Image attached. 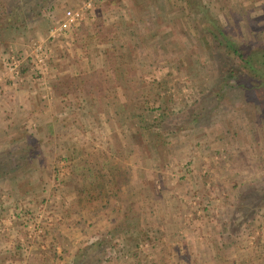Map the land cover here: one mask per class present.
<instances>
[{
    "label": "rangeland",
    "instance_id": "1",
    "mask_svg": "<svg viewBox=\"0 0 264 264\" xmlns=\"http://www.w3.org/2000/svg\"><path fill=\"white\" fill-rule=\"evenodd\" d=\"M7 1L0 21L20 17L1 23L0 67L14 55L22 72L7 85L28 76L50 99L0 141V240L15 261L264 264V105L231 87L213 97L219 57L207 32L262 47L264 0H91L55 39L64 10L86 0ZM32 42L49 51L43 73ZM88 162L125 168L113 203L86 204V188L68 202L75 164Z\"/></svg>",
    "mask_w": 264,
    "mask_h": 264
},
{
    "label": "crops",
    "instance_id": "2",
    "mask_svg": "<svg viewBox=\"0 0 264 264\" xmlns=\"http://www.w3.org/2000/svg\"><path fill=\"white\" fill-rule=\"evenodd\" d=\"M24 78L25 81L22 82L21 87L14 89L11 86L7 85V81L9 82V79L7 78L6 81L5 71L0 67V141L10 142L16 140L18 137L15 136L16 132H14V125L24 123L27 119L28 121H30L32 117L31 115L35 112L37 113L38 111H40V108H43L46 105L45 103H48L50 101L49 98L47 99L46 95L43 98L42 94L46 93L44 89L39 87L36 82L30 80L28 76H24ZM12 131L14 132V134H12ZM49 135V138L52 139L53 136L51 134ZM46 137L44 136L43 138ZM115 153L119 152L115 151ZM87 157H91L92 159L93 157H95V155L93 152H90L87 154ZM118 165V162L117 166H108V164L106 163L104 165H101V167L94 166L93 164H90V162H88V165L85 166L75 164V178H72V182L70 185L73 190H71L72 192L70 191L71 193L69 192L68 194V202H71V199L80 192L79 190H81L82 188H86L84 195L86 204H94L95 198L104 199L109 195L110 201L113 203V199L111 198H119L122 193L120 192L121 181L126 175L125 168H123L122 166L121 168L123 169H119ZM111 194L113 195L112 197ZM2 203L5 204L6 202ZM3 215L5 214L0 213V219L4 217ZM15 235L17 236L16 233H13L11 231V236ZM4 240H6L7 242H5ZM8 243L9 242L7 236L5 237V239L0 240V248L6 247L4 248L5 250L0 249V259H3L5 257L10 258V260H13L14 264H18V262L15 261V258H19V254L16 249L10 246ZM7 253L9 254V256H7ZM35 256L36 255L34 251L32 252V256L29 257V263L35 260Z\"/></svg>",
    "mask_w": 264,
    "mask_h": 264
},
{
    "label": "trees",
    "instance_id": "3",
    "mask_svg": "<svg viewBox=\"0 0 264 264\" xmlns=\"http://www.w3.org/2000/svg\"><path fill=\"white\" fill-rule=\"evenodd\" d=\"M16 2V0H8L6 2L8 7L6 8H14V4L18 5ZM38 4L39 1L35 3V7L32 9V11H35L36 15L35 13H31L30 16L35 15L39 17L42 15L43 11L37 7ZM19 13L20 12L14 11L11 17L12 20H9V16L4 17L5 20L3 18L2 20L4 21H0V27L4 25L3 28H7L8 24L12 25L14 22L19 21ZM207 30L211 37L215 55L219 57V64H216L218 71L216 84H219V86H215L213 97H215V99L222 98L225 95V88L231 87L236 90L238 94L247 97L250 96L253 101H260L264 105V45L254 51L243 49L238 43L230 40L229 37H227L228 35L226 36V33L221 29H218L217 32H213L209 28ZM7 155L9 156V154ZM240 155V153H237V156ZM15 158L16 166L20 165L23 161V155L16 156ZM263 198L264 194L260 199L262 200ZM256 205L257 204H255V206ZM216 253H219V250H217ZM235 261H238V259L233 260L232 264H236Z\"/></svg>",
    "mask_w": 264,
    "mask_h": 264
},
{
    "label": "built area",
    "instance_id": "4",
    "mask_svg": "<svg viewBox=\"0 0 264 264\" xmlns=\"http://www.w3.org/2000/svg\"><path fill=\"white\" fill-rule=\"evenodd\" d=\"M92 1L86 0L80 6L75 8H67L63 12L62 19L58 24L51 28L49 36L52 39L58 38L61 34H64L66 31L70 30L72 27L78 25L85 17L86 13L92 9ZM32 56L31 62L33 64L32 69L37 70L38 73H43L47 67V61L49 58L48 50L44 44L40 42H32L31 45ZM3 65L5 68L6 77L13 79L14 81H19L21 78V60L19 57L14 55H9L4 58Z\"/></svg>",
    "mask_w": 264,
    "mask_h": 264
}]
</instances>
